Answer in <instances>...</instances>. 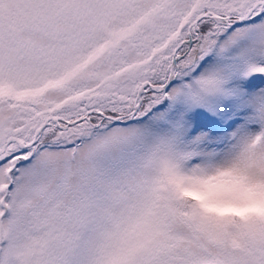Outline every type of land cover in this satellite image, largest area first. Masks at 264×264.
<instances>
[{
	"label": "snow or ice",
	"instance_id": "obj_1",
	"mask_svg": "<svg viewBox=\"0 0 264 264\" xmlns=\"http://www.w3.org/2000/svg\"><path fill=\"white\" fill-rule=\"evenodd\" d=\"M0 264H264V0H0Z\"/></svg>",
	"mask_w": 264,
	"mask_h": 264
}]
</instances>
